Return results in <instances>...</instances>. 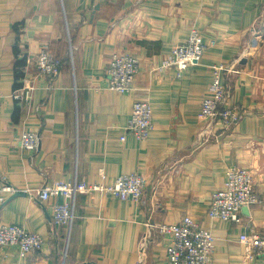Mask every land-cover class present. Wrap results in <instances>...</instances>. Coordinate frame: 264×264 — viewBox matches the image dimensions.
<instances>
[{
	"label": "crops",
	"instance_id": "obj_1",
	"mask_svg": "<svg viewBox=\"0 0 264 264\" xmlns=\"http://www.w3.org/2000/svg\"><path fill=\"white\" fill-rule=\"evenodd\" d=\"M192 30L207 45L197 63L180 78L154 71ZM42 48L61 62L54 79L35 69ZM115 53L139 63L130 94L107 89ZM217 65L236 71L223 81L243 115L206 134L201 103ZM0 92V180L16 191L0 195V224L44 241L24 258L0 247V264H166L169 239L157 227L185 216L213 234L212 264H264L239 240L264 233V0H0ZM135 101L152 108L145 141L126 131ZM24 131L39 135L35 152L19 148ZM235 166L251 171L259 202L238 223L211 219L209 198ZM134 173L144 179L139 204L77 195L69 236L50 217L65 200L36 196L55 181L111 186Z\"/></svg>",
	"mask_w": 264,
	"mask_h": 264
},
{
	"label": "built area",
	"instance_id": "obj_2",
	"mask_svg": "<svg viewBox=\"0 0 264 264\" xmlns=\"http://www.w3.org/2000/svg\"><path fill=\"white\" fill-rule=\"evenodd\" d=\"M207 50V45L199 31L192 30L188 38L174 46L154 68L157 73L173 71L180 78L187 68L197 63ZM138 61L135 56L126 53L112 54L104 71L107 89L122 95L134 90V80L138 73ZM35 69L41 76L54 79L60 73L61 62L47 48H42L35 59ZM236 72L224 65L212 67V79L208 86L209 97L201 103L200 119L203 133H210L212 126L221 124L229 129L234 127L243 115V110L230 103V91L223 81L225 74ZM18 99L17 96H15ZM31 98V89H27L25 99ZM2 94L0 92V101ZM154 128L153 113L147 101H135L131 108L126 131L139 141H145ZM210 130V131H209ZM209 131V132H208ZM205 134V135H206ZM124 140V137L121 138ZM40 144L39 135L33 131L21 133L18 146L21 150L35 152ZM144 179L139 174L119 175L111 186L88 184L76 178L73 181H55L44 185L36 192L40 202L47 203L52 197H62L65 201L50 207V217L54 225L65 229L69 236L74 223V204L77 195H90L105 192L120 201L139 204L143 197ZM16 191L5 178L0 180V195L14 194ZM259 202L254 188L251 171L242 167H229L225 172L223 186L211 195L207 215L238 223L243 208H249ZM157 231L169 242L165 245L166 264H212L215 238L211 231L201 227L189 216L176 223H163ZM248 249V258H259L264 262V233L250 232L239 238ZM145 237L140 243L143 249ZM44 241L36 234L26 232L14 224H0V247L14 248L24 258L41 250Z\"/></svg>",
	"mask_w": 264,
	"mask_h": 264
},
{
	"label": "water",
	"instance_id": "obj_3",
	"mask_svg": "<svg viewBox=\"0 0 264 264\" xmlns=\"http://www.w3.org/2000/svg\"><path fill=\"white\" fill-rule=\"evenodd\" d=\"M18 194H21V193H18Z\"/></svg>",
	"mask_w": 264,
	"mask_h": 264
}]
</instances>
